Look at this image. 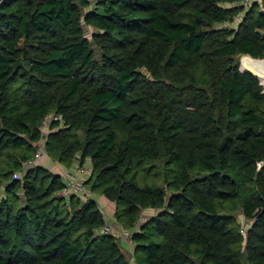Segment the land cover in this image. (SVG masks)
<instances>
[{
	"label": "trees",
	"instance_id": "obj_1",
	"mask_svg": "<svg viewBox=\"0 0 264 264\" xmlns=\"http://www.w3.org/2000/svg\"><path fill=\"white\" fill-rule=\"evenodd\" d=\"M261 58L264 0H0V264H131L95 193L144 264H264Z\"/></svg>",
	"mask_w": 264,
	"mask_h": 264
},
{
	"label": "built area",
	"instance_id": "obj_2",
	"mask_svg": "<svg viewBox=\"0 0 264 264\" xmlns=\"http://www.w3.org/2000/svg\"><path fill=\"white\" fill-rule=\"evenodd\" d=\"M247 3V2H245ZM58 120V116H54L53 114L46 115L44 118V124L49 125L51 120ZM38 152V156L42 155V151L45 147V143H41ZM36 160L31 159L28 162H25L26 165L35 164ZM72 171V170H71ZM90 174V169L85 165L77 164V169L70 172L66 171L64 173L65 185L60 191V195L66 198H71L73 195L86 196V179ZM89 194V193H88ZM99 232L103 235H112L117 239H121L131 246H135V242L133 239V232L118 222L106 221L105 224L100 228Z\"/></svg>",
	"mask_w": 264,
	"mask_h": 264
},
{
	"label": "rangeland",
	"instance_id": "obj_3",
	"mask_svg": "<svg viewBox=\"0 0 264 264\" xmlns=\"http://www.w3.org/2000/svg\"><path fill=\"white\" fill-rule=\"evenodd\" d=\"M86 28H87V34L90 36L92 34L93 28L90 26H87V25H86ZM241 64H242V57H241ZM259 78L261 80V83L264 85V79L261 77H259ZM90 163L91 162L89 160H87L85 166H90ZM62 171H64V169H62L61 172ZM86 189H87V193L90 194L89 188L86 187ZM87 193H86V196H87ZM94 197L97 199L99 205L104 209L106 217H109V216L111 217L115 213L117 208L121 207V206H117L116 203H113V202L107 200L106 198H104L99 193H95ZM240 212H239V217H240L241 221H243V216H240L241 215ZM145 213L150 215V214L156 213V211L154 209H151V210H146ZM130 247H131L130 249H128V250L125 249L124 251L127 254V257L131 260L130 261L131 264H144L142 262V258H141L142 254L141 253L136 254L133 250V247L132 246H130Z\"/></svg>",
	"mask_w": 264,
	"mask_h": 264
},
{
	"label": "crops",
	"instance_id": "obj_4",
	"mask_svg": "<svg viewBox=\"0 0 264 264\" xmlns=\"http://www.w3.org/2000/svg\"><path fill=\"white\" fill-rule=\"evenodd\" d=\"M77 164L78 163H76V165L75 166H73L72 168H70V169H67V170H65V171H70V172H72V171H74V170H76L77 169ZM88 168L89 167H91V165L90 166H87ZM90 170H91V168H89ZM72 170V171H71ZM65 173V172H64ZM113 218H114V214L110 217H107V220H109V221H113L114 222V220H113ZM143 219V218H142ZM121 244H122V247H123V249L125 250H128V249H130L131 247V245L130 244H128L127 242H125V241H123V242H121ZM133 247V250H134V252H135V249H134V246H132Z\"/></svg>",
	"mask_w": 264,
	"mask_h": 264
},
{
	"label": "water",
	"instance_id": "obj_5",
	"mask_svg": "<svg viewBox=\"0 0 264 264\" xmlns=\"http://www.w3.org/2000/svg\"><path fill=\"white\" fill-rule=\"evenodd\" d=\"M258 59H260V58H258ZM261 59H264V58H261Z\"/></svg>",
	"mask_w": 264,
	"mask_h": 264
}]
</instances>
